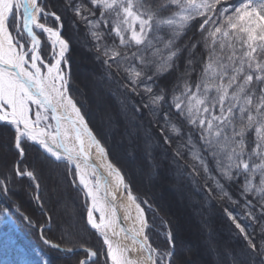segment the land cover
Masks as SVG:
<instances>
[{"label": "snow or ice", "instance_id": "snow-or-ice-1", "mask_svg": "<svg viewBox=\"0 0 264 264\" xmlns=\"http://www.w3.org/2000/svg\"><path fill=\"white\" fill-rule=\"evenodd\" d=\"M69 23L106 70L103 120L129 155L151 167L162 149L220 203L242 239L223 264H264V0H0V141L11 153L0 158V223L19 215L43 246L0 264H52L51 251L76 254L72 264H187L170 229L154 245L151 198L74 95ZM25 179L41 219L17 198Z\"/></svg>", "mask_w": 264, "mask_h": 264}, {"label": "rangeland", "instance_id": "rangeland-1", "mask_svg": "<svg viewBox=\"0 0 264 264\" xmlns=\"http://www.w3.org/2000/svg\"><path fill=\"white\" fill-rule=\"evenodd\" d=\"M76 60L79 61L81 58L77 57ZM85 61L91 64L90 59H85ZM93 70L92 65L85 71L78 70L79 72H76L77 82L82 93L87 91L90 118L98 125L106 138L107 144L112 149L113 159L124 167L126 176L130 178L134 190L141 196V199L148 195L146 192L149 191L154 197L159 198L160 204L172 216L177 212L185 216L184 230L189 245L186 241L178 239V248L183 256V261H186L187 264H223V250L225 248L238 250L242 242L236 243L233 237L227 234L228 231L222 222L218 217L216 218L217 212L206 208L205 201L199 200L179 179L175 166L165 158L162 149L157 150L156 159L152 162L151 167L141 155H129V151L126 149L127 141L122 140L115 130L109 129L103 120L104 109L113 101L108 97L107 87L102 81V76L95 74ZM4 157L11 158L7 138L0 141V158ZM160 169L162 171L158 173ZM27 183L25 179L18 186L17 198L24 210L33 215L35 219H41L39 210L28 194ZM148 214L151 219L150 223L153 225L150 231L152 241L163 246L165 238L162 233L165 231L157 229L162 223L156 224V220L160 217L154 215L153 211H149ZM59 223V218H57L56 228ZM49 225H47L48 228ZM90 243L100 246L94 238H91ZM65 262L71 261L68 259Z\"/></svg>", "mask_w": 264, "mask_h": 264}, {"label": "trees", "instance_id": "trees-1", "mask_svg": "<svg viewBox=\"0 0 264 264\" xmlns=\"http://www.w3.org/2000/svg\"><path fill=\"white\" fill-rule=\"evenodd\" d=\"M55 2V0H54ZM65 34L69 37L72 38V43L73 47L70 52V63H71V75H72V80H73V89H74V95H77V98L80 100V102L83 104L84 111L89 114V107H88V94L87 91L84 93L81 92L80 90V85L77 82V75H76V70L74 68V63L76 62L75 59L77 58V54H74V49L75 47L81 52L78 53V56L85 55L88 59L91 61V65L93 66V72L99 76H104L105 74V69L96 61L94 54L89 52L86 47L83 46L82 42L78 40L75 34V30L71 27L70 23L66 26ZM108 97L113 101V99L108 95ZM114 102V101H113ZM90 117V114H89ZM91 119V118H90ZM92 126L102 135L104 138L105 142L107 143L106 138L103 136L102 132L100 131V128L98 125H96L92 120ZM109 145V144H108ZM31 155V153H30ZM170 160V159H168ZM120 164V163H119ZM120 166L124 169V167L120 164ZM63 166H60L58 171H63L62 169ZM125 171V169H124ZM126 173V172H125ZM180 179V178H179ZM182 182H184L189 190H191L192 193L196 195V197L199 200H204L206 203V208L212 209L213 211L217 212L216 218L222 222L224 225L227 234L233 237L234 241L236 243L242 242V239L238 237L237 235V230L235 229L234 225L232 222L227 218V215L223 211V207L220 205V203L216 200H208L204 195H202L195 187L191 186L190 184L186 183L181 179ZM148 197L151 198V201L153 202L156 211L158 212V216L160 219L156 220V224L159 225L160 223L164 224V221H169L170 224L167 226L164 224V226L159 225L157 229L159 230H164L165 233L170 229L173 232V235L175 236L176 240V254L177 258L180 260H183L182 254L179 252V242H178V235H177V227L174 222V217L172 214L165 209L160 204V201L158 200V197H154V195L151 194V192L147 191L146 192ZM73 199L75 200V203L77 206H80L82 204L81 200L75 199V193H72ZM149 217V214H148ZM12 223L11 225H4L3 223H0V261L4 260L5 258L7 259H13L16 256L17 252H23L27 254H32V253H38L41 248L43 247L41 245V242L38 237V233L36 230H33L31 227L27 225V223L19 216V215H13L12 216ZM3 220V217H0V221ZM149 220L150 217H149ZM48 234L51 235L54 239H58L60 232L58 228H56L55 223H51L48 228ZM8 233L15 248L10 249L8 252L7 257H5V252H4V239L5 236L4 234ZM153 240V239H152ZM164 241V245L161 246L160 243L153 242L154 245L159 246V247H164L166 244V240ZM91 242V239H90ZM99 247V246H96ZM45 251H48L47 249H44ZM76 254H60L55 251L49 252V259L52 261V264H72V261L75 259ZM68 259H70L71 262H65Z\"/></svg>", "mask_w": 264, "mask_h": 264}, {"label": "bare ground", "instance_id": "bare-ground-1", "mask_svg": "<svg viewBox=\"0 0 264 264\" xmlns=\"http://www.w3.org/2000/svg\"><path fill=\"white\" fill-rule=\"evenodd\" d=\"M78 53H81L76 47L74 49V54L76 55L77 54V57L81 58V60H76V62L74 63V68L76 70V72L78 70H82V71H85L87 70L89 67L91 68V64H89L88 62L85 61V59H88L85 55L82 54V56H78L79 54ZM84 59V60H83ZM79 72V71H78ZM161 169L159 170L158 173H161ZM159 179V178H158ZM176 213V211H175ZM123 215V213L121 212V216ZM174 217V222L177 226V234H178V239H181V240H184L187 242L188 244V241L186 240V235H185V230H184V222H185V216L181 215L180 212H177L176 215H173ZM189 245V244H188Z\"/></svg>", "mask_w": 264, "mask_h": 264}]
</instances>
